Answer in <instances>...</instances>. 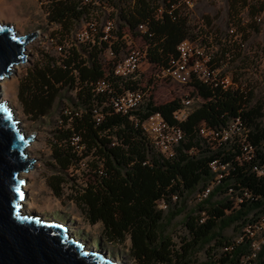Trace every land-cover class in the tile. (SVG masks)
Returning <instances> with one entry per match:
<instances>
[{
    "label": "trees",
    "instance_id": "trees-1",
    "mask_svg": "<svg viewBox=\"0 0 264 264\" xmlns=\"http://www.w3.org/2000/svg\"><path fill=\"white\" fill-rule=\"evenodd\" d=\"M80 1L41 0L45 2L48 19L62 27V44L69 41L78 22L96 16L91 5ZM107 1L119 11L118 22L123 21L120 24L122 30L128 27L137 35L139 24L149 27L153 33L152 38L145 37L150 44L149 60L166 67L178 59V45L185 39H201L210 48L215 47L213 41L216 40L218 46L228 47H224V54L230 56L231 61L236 62L240 56L245 59L248 57L245 47L249 33L261 29L254 19L260 13L254 16L253 5L249 10L248 0H235V5L230 8L227 33L215 34H204L203 27L193 18V11L181 0ZM162 3L166 6L164 18L157 13ZM245 8L254 20L244 24L240 14ZM111 18L115 19L113 14ZM232 29L234 33L230 32ZM89 54L87 58L69 49L58 59L47 56L43 65L35 66L18 87L23 112L32 119L49 115L65 88L76 92L74 105L64 108L60 127L55 132L53 158L63 171L80 168L82 160H86L88 167H93L95 181L86 182V186L77 190L75 195L76 204L85 218L91 225H102V235L109 243L124 245L130 241V255L136 264H245L252 254L251 246L246 241L236 244L235 237L247 223L264 213V174L258 175L256 169L264 170V103L253 104V89L236 77L238 89L234 91L213 89L195 82L193 93L198 92V98L204 102L194 108L182 126L186 137L178 155L165 159L151 147L140 126L128 116L115 113L110 106L104 105L108 96L95 91L96 83L111 76L119 59H105L96 50ZM216 57L214 52L215 66L221 67L223 61ZM116 88L119 94L134 90L138 85L117 80ZM182 105L180 97L161 105L150 98L137 114L140 119H145L160 111L171 123H176L173 116ZM96 108L103 113L101 122H97ZM237 117H241L248 127L249 140L257 147L258 157L226 179L225 184L232 188L231 191L229 188L228 191L221 190L218 198L213 193L186 214V233L176 242L178 235H172L168 227L183 210L165 213L160 203L170 206L175 197L197 192L211 176L210 162L215 156L203 146L200 125L207 123L212 128L221 129ZM74 137H79L77 145L84 147L81 153L72 144ZM192 150L194 154L190 153ZM87 160H91V165ZM49 182L54 191L61 194L58 187L61 182L58 185ZM245 190L251 194L250 199L242 208L234 210L232 198ZM204 217L206 219L202 222ZM250 262L264 264V244Z\"/></svg>",
    "mask_w": 264,
    "mask_h": 264
},
{
    "label": "rangeland",
    "instance_id": "rangeland-1",
    "mask_svg": "<svg viewBox=\"0 0 264 264\" xmlns=\"http://www.w3.org/2000/svg\"><path fill=\"white\" fill-rule=\"evenodd\" d=\"M248 1L250 2L249 10L250 6L253 5L251 10L255 12L254 16L260 13L259 16L262 17V21L259 23L260 31L257 33L252 31L247 37L248 41L245 48L248 57L244 59L243 56H240L236 58L238 59L236 62L231 61L230 56L224 54L227 46L225 47L222 44L218 46L216 40L213 41L215 47H212L211 50L217 54V59L223 61L221 67L224 72H230L235 81L236 77L253 89L255 97L253 104L260 101L264 103V0ZM44 3L41 0H4L0 5V22L14 25L20 35L37 33L36 38L26 46L28 56L25 61L16 65L15 72L0 81L2 90H4L2 97L15 108L17 116L22 121V125L26 128L28 134H34V140L31 141L28 147L30 156L35 159L34 165L32 169L23 173V176L27 178L25 187L29 192L30 204L38 213H45L48 218L70 224L76 236L88 245L96 246V248L106 252L107 255L115 257L121 264H136L130 255L131 242L127 241L124 245L109 243L102 235V225H91L76 204V191L82 190L86 186V182L95 181L94 173L91 170L93 167L80 165L78 170L63 171L53 158L55 132L60 127L64 108L74 105L76 92L66 88L62 90L53 105L51 113L39 119H32L26 115L18 99V87L21 80H24L35 66L43 65L47 56L54 59L61 56L58 45L61 40L62 27L48 19ZM233 5H235V0H199L192 9L193 18L198 20L200 27H203L204 34L207 32L215 34L221 31L227 33L230 8ZM249 10L248 8L243 9L240 17L242 19L249 17V21H251L253 18H250ZM208 22H211V24L209 25ZM80 26L81 21L75 25L69 40L73 38L75 31ZM205 36L203 37L205 38ZM209 42L211 41L209 40ZM136 43L142 45L140 39H137ZM79 49V52L76 49L75 51L83 55L82 49ZM64 56L65 54H63ZM244 63L245 68L242 69ZM145 73L147 77L151 78L154 70L145 68ZM236 83L238 85V82ZM150 88L149 96L157 105L167 103L177 97L182 98V101L186 98L194 99L193 108H197L200 103L204 102L198 100L191 87L175 82H156ZM87 161L89 164L91 163V160ZM49 181H54L57 185L61 182L58 186L61 194L54 191L49 185ZM197 204L198 191L184 197H175L171 205L165 209L162 206L165 213L171 212V210H183L181 214L176 215L168 227V231L172 235H178L175 238L176 242H179L178 237L186 233V214L194 209ZM200 257L202 258L201 255ZM245 264L252 263L250 259H246Z\"/></svg>",
    "mask_w": 264,
    "mask_h": 264
},
{
    "label": "built area",
    "instance_id": "built-area-1",
    "mask_svg": "<svg viewBox=\"0 0 264 264\" xmlns=\"http://www.w3.org/2000/svg\"><path fill=\"white\" fill-rule=\"evenodd\" d=\"M199 0H181V3L192 10ZM81 4L91 5L96 17L82 19L81 26L75 31L73 38L58 43L60 54H66L69 49H82L83 55L90 57L91 51H99L105 59H119L114 65L111 76L99 80L95 85L97 94L108 96L104 103L110 106L115 113L128 116L137 126L145 132L151 147L165 159L175 158L183 142L185 141V131L183 124L188 120L193 108L194 99H184L183 105L174 113L176 123H171L160 111H156L145 119H140L137 114L143 105L151 98L149 96L151 86L156 82L170 81L181 85L189 86L195 91V82L213 89L223 91H234L238 89L236 81L230 72H224L222 67L215 66L214 52L201 39H185L178 45L179 57L170 66H161L149 60V45L145 37L152 38L153 33L146 24H139L137 35L132 34L128 27L121 29L118 22L119 11L109 6L107 0H81ZM174 6H172L173 8ZM166 11V6L162 3L157 9L161 18ZM168 13L172 15V11ZM115 19L111 18V15ZM117 16V17H116ZM255 20L260 23L261 16H255ZM244 24L249 22V17L243 19ZM125 24V22H124ZM234 29L230 32L234 33ZM140 39L142 45H138L136 40ZM119 51V52H117ZM145 68H152L154 74L147 77ZM131 82L138 85L134 90H125L117 93L116 83ZM147 80V81H146ZM149 81H152L149 84ZM122 85V84H121ZM122 87V86H120ZM198 92H196L198 98ZM198 100L203 102L201 98ZM97 122L103 120V113L95 109ZM200 136L203 138V146L209 149L215 158L210 162L211 176L205 185L198 188V204L208 200L213 193L218 198L221 190H227L229 185L225 184L226 179L231 177L237 170L245 164L251 163L258 157L257 147L249 140V129L244 124L241 117L229 121L227 126L218 129L202 123L199 128ZM72 144L81 153L80 138L74 137ZM194 154L195 151H190ZM227 156L230 157L227 160ZM81 166H87L86 160L80 162ZM80 168L72 167L70 170ZM257 169L258 175H263V169ZM221 188V189H218ZM218 189V190H217ZM229 191L232 188L228 189ZM227 190V191H228ZM251 194L245 190L237 193L233 209L242 208L243 203L250 199ZM168 207L165 202L160 203V208ZM206 217L202 218L203 222ZM244 241L251 246L252 254L248 259L255 258L264 244V213L253 222L247 223L241 230L240 235L235 237V243Z\"/></svg>",
    "mask_w": 264,
    "mask_h": 264
},
{
    "label": "water",
    "instance_id": "water-1",
    "mask_svg": "<svg viewBox=\"0 0 264 264\" xmlns=\"http://www.w3.org/2000/svg\"><path fill=\"white\" fill-rule=\"evenodd\" d=\"M36 36L20 35L14 25L0 22V81L25 61L26 46ZM1 91L0 85V106L9 109L12 119L0 108V264H121L71 233L70 224L26 209L30 196L23 173L34 165L28 150L34 134H28Z\"/></svg>",
    "mask_w": 264,
    "mask_h": 264
},
{
    "label": "snow or ice",
    "instance_id": "snow-or-ice-1",
    "mask_svg": "<svg viewBox=\"0 0 264 264\" xmlns=\"http://www.w3.org/2000/svg\"><path fill=\"white\" fill-rule=\"evenodd\" d=\"M0 108H2V110L5 113H8L6 119L11 120L12 119V116H11V113H10L9 109L6 106H0ZM21 139H23V137H21ZM17 193L21 195V198H23V194L20 192L19 189H17ZM23 219H27V217H23Z\"/></svg>",
    "mask_w": 264,
    "mask_h": 264
},
{
    "label": "bare ground",
    "instance_id": "bare-ground-1",
    "mask_svg": "<svg viewBox=\"0 0 264 264\" xmlns=\"http://www.w3.org/2000/svg\"><path fill=\"white\" fill-rule=\"evenodd\" d=\"M16 69V68H15ZM14 69V71H15ZM4 90L1 91V95L3 94ZM29 149V148H28ZM27 187H25L26 189ZM27 190V189H26ZM31 202L29 200L26 201V209H34V207L30 204ZM70 232L73 233L74 232V229L73 228H70ZM89 246V245H88Z\"/></svg>",
    "mask_w": 264,
    "mask_h": 264
},
{
    "label": "crops",
    "instance_id": "crops-1",
    "mask_svg": "<svg viewBox=\"0 0 264 264\" xmlns=\"http://www.w3.org/2000/svg\"><path fill=\"white\" fill-rule=\"evenodd\" d=\"M4 1V0H0V5H1V2Z\"/></svg>",
    "mask_w": 264,
    "mask_h": 264
}]
</instances>
